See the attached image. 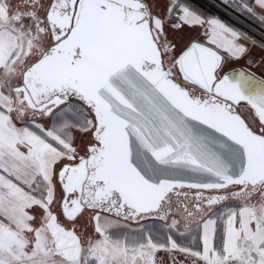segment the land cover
<instances>
[{"label": "snow or ice", "instance_id": "obj_1", "mask_svg": "<svg viewBox=\"0 0 264 264\" xmlns=\"http://www.w3.org/2000/svg\"><path fill=\"white\" fill-rule=\"evenodd\" d=\"M0 264H264V0H0Z\"/></svg>", "mask_w": 264, "mask_h": 264}]
</instances>
